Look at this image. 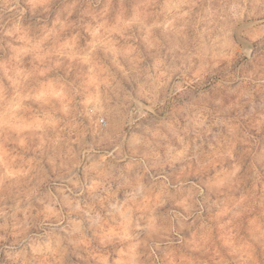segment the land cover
<instances>
[{
    "label": "clouds",
    "instance_id": "9594fccd",
    "mask_svg": "<svg viewBox=\"0 0 264 264\" xmlns=\"http://www.w3.org/2000/svg\"><path fill=\"white\" fill-rule=\"evenodd\" d=\"M0 264H264V0H0Z\"/></svg>",
    "mask_w": 264,
    "mask_h": 264
}]
</instances>
